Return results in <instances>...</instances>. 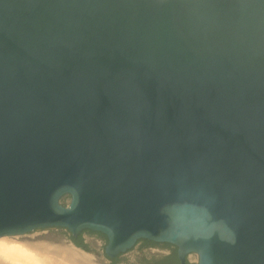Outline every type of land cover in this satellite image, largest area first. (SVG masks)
Listing matches in <instances>:
<instances>
[{
  "label": "water",
  "instance_id": "obj_1",
  "mask_svg": "<svg viewBox=\"0 0 264 264\" xmlns=\"http://www.w3.org/2000/svg\"><path fill=\"white\" fill-rule=\"evenodd\" d=\"M48 228L264 264V0H0V238Z\"/></svg>",
  "mask_w": 264,
  "mask_h": 264
},
{
  "label": "rangeland",
  "instance_id": "obj_2",
  "mask_svg": "<svg viewBox=\"0 0 264 264\" xmlns=\"http://www.w3.org/2000/svg\"><path fill=\"white\" fill-rule=\"evenodd\" d=\"M71 235L61 228H48V229H39L31 233L12 236V237H3L0 238V242L4 244L20 246L29 250L30 253L35 254L39 248H47L50 251L57 252L64 256V251L66 249H72L75 252L79 253L83 258L87 259V264H107V260L104 258V248L105 241L102 239L101 234L98 233H82L84 241L89 243V246L94 248V253H85L78 249H75L72 246V240L69 239ZM139 246L134 248L131 253H128L122 257V264H135L137 261V253ZM157 249L153 248V252ZM160 251V250H157ZM163 251V250H162ZM160 251V252H162ZM167 253V251H164ZM64 254V255H63ZM194 259H197L196 256L190 255L188 260L191 264H194Z\"/></svg>",
  "mask_w": 264,
  "mask_h": 264
},
{
  "label": "bare ground",
  "instance_id": "obj_3",
  "mask_svg": "<svg viewBox=\"0 0 264 264\" xmlns=\"http://www.w3.org/2000/svg\"><path fill=\"white\" fill-rule=\"evenodd\" d=\"M60 254L47 248H39L33 254L21 245L0 242V264H87V259L72 249H66L64 256Z\"/></svg>",
  "mask_w": 264,
  "mask_h": 264
},
{
  "label": "flooded vegetation",
  "instance_id": "obj_4",
  "mask_svg": "<svg viewBox=\"0 0 264 264\" xmlns=\"http://www.w3.org/2000/svg\"><path fill=\"white\" fill-rule=\"evenodd\" d=\"M72 244L75 246V249H78L85 253L89 251L90 248L89 243L83 240L82 233L76 239L72 238ZM137 246H139L140 252L137 253L138 257L137 261H135V264H170L167 259L172 253V251L176 249L175 247L170 245L166 246V244H156L152 246L151 244H149V241L146 240H139L135 244L133 249ZM153 248L163 251L160 252L156 250L155 252H153ZM132 250L124 254H120L113 259L108 258L105 254L103 255L104 258L107 260V264H122V257L128 253H131ZM164 251H167V253Z\"/></svg>",
  "mask_w": 264,
  "mask_h": 264
},
{
  "label": "trees",
  "instance_id": "obj_5",
  "mask_svg": "<svg viewBox=\"0 0 264 264\" xmlns=\"http://www.w3.org/2000/svg\"><path fill=\"white\" fill-rule=\"evenodd\" d=\"M149 244H151L152 246L156 245V243H152V242H149ZM166 246H169V245L166 244ZM167 260H168V262H169L170 264H180L179 259H178V256H177V250H176V249H174V250L172 251V253L170 254V256L168 257ZM186 264H191V263H189V262L187 261Z\"/></svg>",
  "mask_w": 264,
  "mask_h": 264
}]
</instances>
